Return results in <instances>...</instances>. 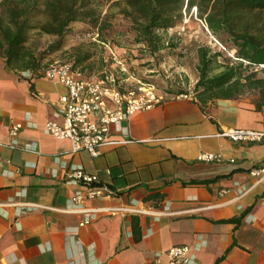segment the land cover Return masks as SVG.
I'll use <instances>...</instances> for the list:
<instances>
[{
    "label": "crops",
    "instance_id": "0c3cea01",
    "mask_svg": "<svg viewBox=\"0 0 264 264\" xmlns=\"http://www.w3.org/2000/svg\"><path fill=\"white\" fill-rule=\"evenodd\" d=\"M33 83L8 72L0 57V264H169L167 249L183 244L196 264H264V179L250 173L264 166V139L219 135L224 127L264 131V109L249 98L203 108L193 94L159 92V104L125 121L128 142L92 156L44 131L61 120L67 87L42 73ZM18 122L23 128L13 137ZM111 138L122 135L113 130ZM202 151L223 160L199 161ZM75 166L110 189L85 205L116 210L96 212L84 225L85 214L64 210L80 187L70 177ZM217 176L208 185L183 184ZM136 201L162 214L135 213Z\"/></svg>",
    "mask_w": 264,
    "mask_h": 264
},
{
    "label": "trees",
    "instance_id": "16d2710c",
    "mask_svg": "<svg viewBox=\"0 0 264 264\" xmlns=\"http://www.w3.org/2000/svg\"><path fill=\"white\" fill-rule=\"evenodd\" d=\"M194 9L225 51L198 46L199 78L192 94L203 108L210 100L250 96L255 109L262 111L264 0H0V57L8 72L29 71L26 78L33 89V78L41 75L47 56L65 47L74 24L84 23L86 32L96 34V43L114 49L131 45L150 65L151 59L159 62L179 49L176 37L168 32ZM33 35L52 40L40 50ZM72 54L74 66L85 76L92 75L87 62L93 53L75 46ZM219 177L183 184L208 185Z\"/></svg>",
    "mask_w": 264,
    "mask_h": 264
},
{
    "label": "built area",
    "instance_id": "2783aa9c",
    "mask_svg": "<svg viewBox=\"0 0 264 264\" xmlns=\"http://www.w3.org/2000/svg\"><path fill=\"white\" fill-rule=\"evenodd\" d=\"M112 66L104 67L99 73L85 76L80 68L71 60H56L44 65L41 73L52 80L63 83L68 91L61 95V106L56 116L61 120H49L44 131L56 139H69L73 151L86 150L92 156L101 153L102 147L108 144H122L129 141V129L124 125L132 115L154 108L162 101L157 88L150 83L137 80L130 83L131 75L127 63L112 52ZM26 76L30 72H24ZM125 75L123 77L120 76ZM177 97H188L189 93H179ZM23 123H15L10 128L13 137L19 134ZM115 130L122 135L120 140L111 138ZM219 135L234 141L259 142L264 139V131L224 127ZM202 162H221V153L202 151L198 155ZM233 161V159H232ZM251 175L264 179V166L254 167ZM72 182L80 187L64 210L70 213H83L86 218L80 223L84 225L93 218L96 212L116 210L115 208H91L85 204L87 200L107 194L110 189L101 184L97 173L86 172L82 166L72 168ZM246 192V190L244 191ZM138 201L131 207L135 213L161 215L162 212L141 208ZM166 254L169 264H196V254L187 244L172 246Z\"/></svg>",
    "mask_w": 264,
    "mask_h": 264
},
{
    "label": "rangeland",
    "instance_id": "374dc122",
    "mask_svg": "<svg viewBox=\"0 0 264 264\" xmlns=\"http://www.w3.org/2000/svg\"><path fill=\"white\" fill-rule=\"evenodd\" d=\"M264 20L262 21L263 24ZM85 25L74 24V31L68 35L65 47L57 52L47 56L44 60L45 65L56 60H71L73 58L72 49L80 46L83 50H90L93 53L89 64L91 74L98 73L105 66H111L113 60L109 44L101 45L92 39V32H86ZM168 36L176 37L179 42V49L171 55L161 57L158 62L151 59L150 65H147L148 58L138 57V50L126 45L118 48L115 54L128 63L131 81L137 80L153 84L160 93H169L177 95L179 93L189 92L192 94L194 86L199 78L197 70V48L199 45H210L214 50H224V43L217 40L208 31L205 23L196 16L195 9L189 14L184 15L182 22L168 32ZM33 42L37 44L40 50L47 47L52 40L50 36L33 35ZM108 45V46H107ZM112 48V47H111ZM138 57V58H137ZM121 77L125 75H121ZM130 82V83H132ZM245 96L244 98H249Z\"/></svg>",
    "mask_w": 264,
    "mask_h": 264
}]
</instances>
